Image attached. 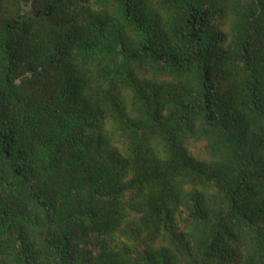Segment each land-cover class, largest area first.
I'll return each mask as SVG.
<instances>
[{"label": "trees", "instance_id": "obj_1", "mask_svg": "<svg viewBox=\"0 0 264 264\" xmlns=\"http://www.w3.org/2000/svg\"><path fill=\"white\" fill-rule=\"evenodd\" d=\"M0 264H264V0H0Z\"/></svg>", "mask_w": 264, "mask_h": 264}]
</instances>
